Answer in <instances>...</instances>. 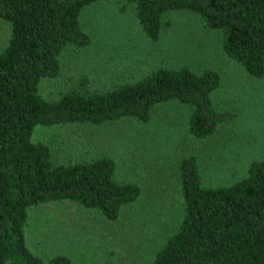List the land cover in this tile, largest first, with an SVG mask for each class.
<instances>
[{
  "label": "trees",
  "instance_id": "trees-1",
  "mask_svg": "<svg viewBox=\"0 0 264 264\" xmlns=\"http://www.w3.org/2000/svg\"><path fill=\"white\" fill-rule=\"evenodd\" d=\"M106 1L132 4L152 42L169 13L196 15L219 32L227 59L252 79L264 76V0H0V19L11 30L0 51V264H72L65 255L43 259L28 248L24 228L30 207L65 201L115 221L140 195L137 184L117 178L107 154L55 159L49 145L33 141L37 127L145 122L154 106L171 101L191 108L189 132L197 139L212 136L233 118L213 106L218 73L187 68L156 69L103 92L83 79L57 100L43 98L39 86L59 76L62 53L91 43L80 24L83 10ZM178 177L182 217L151 264H264V157L228 186L204 184L195 156L179 160Z\"/></svg>",
  "mask_w": 264,
  "mask_h": 264
},
{
  "label": "rangeland",
  "instance_id": "rangeland-1",
  "mask_svg": "<svg viewBox=\"0 0 264 264\" xmlns=\"http://www.w3.org/2000/svg\"><path fill=\"white\" fill-rule=\"evenodd\" d=\"M80 24L91 43L62 53L59 76L39 86L46 100L59 99L83 79L103 92L156 69L187 68L217 72L221 80L211 96L213 106L233 114L206 139L190 134L191 108L174 101L154 106L145 122L127 118L34 130L33 141L49 145L55 159L109 155L117 178L137 184L140 195L115 221L65 201L30 207L24 228L28 248L43 259L65 255L72 264H151L182 217L180 159L195 156L202 182L217 187L240 180L251 162L264 157V76L245 75L220 51L219 32L188 12L166 15L156 42L145 37L134 6L124 2L95 3L83 10ZM10 32L0 19V51Z\"/></svg>",
  "mask_w": 264,
  "mask_h": 264
}]
</instances>
